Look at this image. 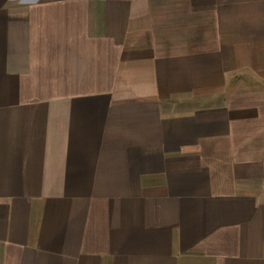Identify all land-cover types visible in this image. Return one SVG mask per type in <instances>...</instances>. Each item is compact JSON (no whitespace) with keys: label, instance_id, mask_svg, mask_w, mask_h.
<instances>
[{"label":"crops","instance_id":"crops-1","mask_svg":"<svg viewBox=\"0 0 264 264\" xmlns=\"http://www.w3.org/2000/svg\"><path fill=\"white\" fill-rule=\"evenodd\" d=\"M0 264H264V0H0Z\"/></svg>","mask_w":264,"mask_h":264}]
</instances>
